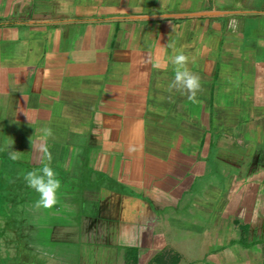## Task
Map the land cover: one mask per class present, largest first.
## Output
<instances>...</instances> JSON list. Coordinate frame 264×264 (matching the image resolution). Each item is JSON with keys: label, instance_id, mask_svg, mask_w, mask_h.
Instances as JSON below:
<instances>
[{"label": "crops", "instance_id": "0c3cea01", "mask_svg": "<svg viewBox=\"0 0 264 264\" xmlns=\"http://www.w3.org/2000/svg\"><path fill=\"white\" fill-rule=\"evenodd\" d=\"M0 146L61 181L19 263L264 264V0H0Z\"/></svg>", "mask_w": 264, "mask_h": 264}, {"label": "rangeland", "instance_id": "374dc122", "mask_svg": "<svg viewBox=\"0 0 264 264\" xmlns=\"http://www.w3.org/2000/svg\"><path fill=\"white\" fill-rule=\"evenodd\" d=\"M25 170L17 161L11 160L3 146H0V264H24L13 257L16 252L12 249L13 235L16 240L19 239L21 247L24 245V250L30 252H33L39 243L41 233L45 234L42 235L41 244L44 237L52 238L50 228L39 226L37 223H43L44 219L41 218L45 213H49L50 209H54L55 205L48 209L37 206L38 194L26 185ZM56 249V252L63 253V256L74 255L72 250L67 251L57 242ZM30 252L28 257H32ZM43 256L44 254L40 257L42 264H47ZM64 263L67 264L68 261L64 260Z\"/></svg>", "mask_w": 264, "mask_h": 264}, {"label": "clouds", "instance_id": "9594fccd", "mask_svg": "<svg viewBox=\"0 0 264 264\" xmlns=\"http://www.w3.org/2000/svg\"><path fill=\"white\" fill-rule=\"evenodd\" d=\"M171 60L175 65V69L170 87L182 92L186 90L188 100L196 102V93L201 87L199 77L187 69L185 66L187 57L182 52H177ZM45 133L50 136L52 134L51 129H46ZM17 152L9 150L8 157L11 160H16L18 158ZM50 162L51 155L44 150V159L41 161V167L27 171L24 175L26 185L38 194V200L36 201L38 207L51 208L57 203V193L61 187V181L55 169L50 166Z\"/></svg>", "mask_w": 264, "mask_h": 264}]
</instances>
